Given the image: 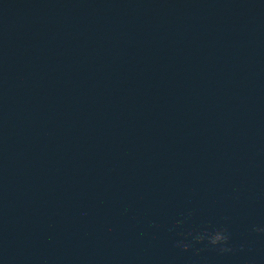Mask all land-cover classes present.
Listing matches in <instances>:
<instances>
[{
  "label": "water",
  "instance_id": "water-1",
  "mask_svg": "<svg viewBox=\"0 0 264 264\" xmlns=\"http://www.w3.org/2000/svg\"><path fill=\"white\" fill-rule=\"evenodd\" d=\"M0 264H264V0H0Z\"/></svg>",
  "mask_w": 264,
  "mask_h": 264
},
{
  "label": "clouds",
  "instance_id": "clouds-1",
  "mask_svg": "<svg viewBox=\"0 0 264 264\" xmlns=\"http://www.w3.org/2000/svg\"><path fill=\"white\" fill-rule=\"evenodd\" d=\"M227 237H225L224 235H222L221 233H216L212 238H211V243L212 244H216L222 240H226Z\"/></svg>",
  "mask_w": 264,
  "mask_h": 264
}]
</instances>
